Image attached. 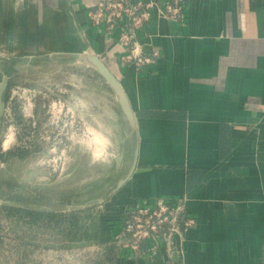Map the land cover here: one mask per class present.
I'll return each mask as SVG.
<instances>
[{"label":"crops","instance_id":"1","mask_svg":"<svg viewBox=\"0 0 264 264\" xmlns=\"http://www.w3.org/2000/svg\"><path fill=\"white\" fill-rule=\"evenodd\" d=\"M99 1L0 0V56L80 52L81 33L120 80L138 153L130 177L100 205L101 240L117 235L125 211L159 200L182 201L195 225L138 253L122 249L114 264H264V0H184L182 21L154 8L136 36L159 56L143 70L120 63L123 48L87 18ZM114 123L110 153L121 160L112 157L104 191L131 160L120 112Z\"/></svg>","mask_w":264,"mask_h":264},{"label":"rangeland","instance_id":"2","mask_svg":"<svg viewBox=\"0 0 264 264\" xmlns=\"http://www.w3.org/2000/svg\"><path fill=\"white\" fill-rule=\"evenodd\" d=\"M5 62L11 71L0 126V203L60 211L102 196L112 179L114 153L93 161L76 138L85 123L94 122L104 126L110 141L115 134L119 109L103 79L91 67L48 57L0 56V69ZM9 132L12 140L5 147ZM100 205L88 215L97 217ZM28 220L0 205L1 264H95L103 253L97 244L72 239V225L59 230Z\"/></svg>","mask_w":264,"mask_h":264},{"label":"built area","instance_id":"3","mask_svg":"<svg viewBox=\"0 0 264 264\" xmlns=\"http://www.w3.org/2000/svg\"><path fill=\"white\" fill-rule=\"evenodd\" d=\"M159 1L156 4L149 0H104L90 5L86 15L93 25L104 27L110 41L123 48L118 56L120 63H131L137 70H143L159 56L156 48L145 50L136 36L152 17L153 9L164 17L178 21L184 18V0ZM119 219L120 230L114 238L119 239L122 249L133 253H138L144 242L158 245L173 230H180V226L186 229L195 222L183 202L177 199L159 200L127 210Z\"/></svg>","mask_w":264,"mask_h":264},{"label":"water","instance_id":"4","mask_svg":"<svg viewBox=\"0 0 264 264\" xmlns=\"http://www.w3.org/2000/svg\"><path fill=\"white\" fill-rule=\"evenodd\" d=\"M84 43L83 50L80 52H54L47 55L48 58L54 61H65L84 64L91 67L96 73L103 79L107 87L109 88L112 98L117 104L121 117L126 126L128 135L131 141V160L125 171V173L119 177L110 187L104 191L102 196H99L87 203H83L74 207V210L84 209L93 207L103 203L105 200L110 198L113 193H115L122 184L130 177L132 171L136 166L137 153H138V130L136 123V116L129 102L128 96L121 85L120 80L116 75L110 70V68L105 64L102 58L91 48L90 45L86 43L83 38ZM9 76L0 69V126L2 123V117L5 109V99H6V89L8 85ZM121 156L120 154L114 155L115 165L120 164ZM10 203V202H7ZM1 264V259H0Z\"/></svg>","mask_w":264,"mask_h":264},{"label":"trees","instance_id":"5","mask_svg":"<svg viewBox=\"0 0 264 264\" xmlns=\"http://www.w3.org/2000/svg\"><path fill=\"white\" fill-rule=\"evenodd\" d=\"M11 65L5 62V66L3 67L4 73L8 76L11 71ZM95 74L99 76L94 70ZM93 207L74 210L70 212H54V211H45L38 209H29V218L28 222L39 224H47L53 225L57 227L59 230H65L66 224L74 226V233L72 231V239L74 238L78 242H92L94 244L99 245L103 248V253L100 254L99 259L96 260L95 264H114L116 261V257L119 251L122 250L121 243L119 239L112 238L109 241H102L100 238V232L102 228V224L104 220L101 218V213L97 215V217L89 216L90 210ZM21 217L22 208H20ZM85 214V217L82 216ZM72 218V222H71ZM88 218V220H86ZM180 230L183 231V226H180Z\"/></svg>","mask_w":264,"mask_h":264},{"label":"clouds","instance_id":"6","mask_svg":"<svg viewBox=\"0 0 264 264\" xmlns=\"http://www.w3.org/2000/svg\"><path fill=\"white\" fill-rule=\"evenodd\" d=\"M94 123L95 126L88 123L83 125V130L77 136L76 142L88 151L93 161H106L112 155L108 150L111 141L106 130H104V126L99 122ZM11 140L12 134L9 132L4 146L7 147Z\"/></svg>","mask_w":264,"mask_h":264},{"label":"flooded vegetation","instance_id":"7","mask_svg":"<svg viewBox=\"0 0 264 264\" xmlns=\"http://www.w3.org/2000/svg\"><path fill=\"white\" fill-rule=\"evenodd\" d=\"M7 202H10V203H7ZM0 205H3V207L10 211L11 214H18V216L21 215V211H20V208H22V214H23V217L25 219V216H28L29 217V205H22L20 202L18 201H13V200H1V203Z\"/></svg>","mask_w":264,"mask_h":264},{"label":"bare ground","instance_id":"8","mask_svg":"<svg viewBox=\"0 0 264 264\" xmlns=\"http://www.w3.org/2000/svg\"><path fill=\"white\" fill-rule=\"evenodd\" d=\"M70 42V41H69Z\"/></svg>","mask_w":264,"mask_h":264}]
</instances>
